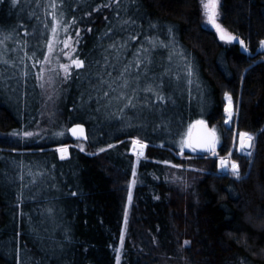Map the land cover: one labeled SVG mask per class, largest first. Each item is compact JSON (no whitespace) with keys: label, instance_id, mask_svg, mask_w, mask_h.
<instances>
[{"label":"trees","instance_id":"trees-1","mask_svg":"<svg viewBox=\"0 0 264 264\" xmlns=\"http://www.w3.org/2000/svg\"><path fill=\"white\" fill-rule=\"evenodd\" d=\"M218 12L248 55L199 0H0V264H115L132 139L146 148L119 264H264V0ZM53 36L74 56L45 62ZM197 122L238 177L190 149ZM233 131L250 151L231 150Z\"/></svg>","mask_w":264,"mask_h":264},{"label":"rangeland","instance_id":"rangeland-1","mask_svg":"<svg viewBox=\"0 0 264 264\" xmlns=\"http://www.w3.org/2000/svg\"><path fill=\"white\" fill-rule=\"evenodd\" d=\"M208 0H199L200 3V7H201V11H202V16H203V22L205 24L206 27H208L209 29L213 30L216 34H219V37L221 39L222 42H227L230 39L228 38V35L225 31H223V33L221 31H219L217 29L216 26H214L212 23L209 22L208 20V15L205 12L204 9V4L207 3ZM218 7H219V0H217V8H216V23L220 25L219 23V12H218ZM221 28V26H220ZM74 40L72 38H65L62 40L61 37H51L50 41H49V45H48V49H47V54H46V58H45V62L46 61H51L55 60V51L59 50L64 51L65 52V56L64 57H68L70 59V57L74 56ZM57 55V54H56ZM59 57L60 54H59ZM60 59V58H59ZM68 59V61H69ZM63 61V62H62ZM65 62V63H64ZM74 64V61H70V62H66V59L61 58L60 63L57 64L58 69H60L61 72H67L68 68ZM51 67L56 68L54 66ZM52 68H50L49 70L52 71ZM225 109L226 110H230L232 113V116H237V110L235 108V106H233L229 100L228 97L225 98ZM232 122V120H231ZM211 130V132H213L215 135V131L212 128H209ZM241 135L242 134H236V131H233V137H232V143H231V150L235 147L239 148L241 147ZM245 139L248 134H244ZM219 140L218 137L216 135V141L213 144V150L209 153L212 156H216V149L219 146ZM135 148V149H134ZM137 148V149H136ZM146 148V144L138 139H132L131 145H130V150L129 152L133 155V157L135 158V167L133 168V173H132V177L131 180L127 186V190L125 193V202H124V210H123V220H122V226H121V232H120V238H119V243L118 246L116 248V263L115 264H119L120 263V254L122 251V246H123V241L125 238V234H126V230H127V224H128V216H129V211H130V207H131V203H132V195H133V188H134V184H135V176H136V164H137V160L139 158H142L144 155V151ZM69 146H60L57 147V154L59 156L60 159H66L68 157L69 154ZM63 150V151H62ZM217 157V165H218V171L221 173H225L227 171H231L232 170V165L235 164L231 159H230V154H228L227 156H216ZM221 163V164H220Z\"/></svg>","mask_w":264,"mask_h":264},{"label":"water","instance_id":"water-1","mask_svg":"<svg viewBox=\"0 0 264 264\" xmlns=\"http://www.w3.org/2000/svg\"><path fill=\"white\" fill-rule=\"evenodd\" d=\"M232 40L239 45L240 51L242 53L246 55L249 54V49L246 47L244 42L241 43V40L238 38H233ZM226 113H228L230 120L231 112L226 111ZM73 129H76L75 133L73 132ZM67 134L73 142L87 141V130L83 124H71L69 127H67ZM215 141L216 135L209 130L204 122H197L192 126L188 136V145L193 151L199 154H209L213 150V144ZM251 143L252 141L245 140V145L250 144V147L244 146V150L249 151L251 149Z\"/></svg>","mask_w":264,"mask_h":264},{"label":"snow or ice","instance_id":"snow-or-ice-1","mask_svg":"<svg viewBox=\"0 0 264 264\" xmlns=\"http://www.w3.org/2000/svg\"><path fill=\"white\" fill-rule=\"evenodd\" d=\"M216 8H217V0H208V2L204 4V9H205V12L208 15L209 22L212 23L214 26H216L217 29L223 33V29H221L220 25L216 23V14H217L216 13ZM229 39H233V37L229 36ZM241 43H243V42L241 41ZM262 46H264V42H262ZM74 63L76 64L77 67H82L83 66V62L82 61H75ZM75 131H76V129H73L74 133H75ZM81 131H82V129H81ZM251 139H252V137H250V136L246 137L247 141H251ZM241 146L242 147H244V146L250 147V144L245 145V136H244V134L241 135ZM232 172H233V175H235L237 177L239 176V171H238V166L237 165H235V164L232 165Z\"/></svg>","mask_w":264,"mask_h":264},{"label":"bare ground","instance_id":"bare-ground-1","mask_svg":"<svg viewBox=\"0 0 264 264\" xmlns=\"http://www.w3.org/2000/svg\"><path fill=\"white\" fill-rule=\"evenodd\" d=\"M135 149V148H134ZM137 149V148H136ZM221 164V163H220Z\"/></svg>","mask_w":264,"mask_h":264}]
</instances>
